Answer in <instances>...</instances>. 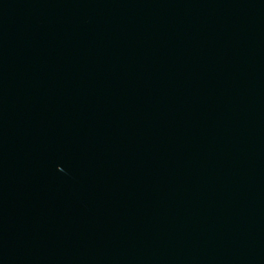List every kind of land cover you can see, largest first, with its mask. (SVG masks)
<instances>
[{
    "label": "water",
    "instance_id": "1",
    "mask_svg": "<svg viewBox=\"0 0 264 264\" xmlns=\"http://www.w3.org/2000/svg\"><path fill=\"white\" fill-rule=\"evenodd\" d=\"M0 264H264V0H0Z\"/></svg>",
    "mask_w": 264,
    "mask_h": 264
}]
</instances>
